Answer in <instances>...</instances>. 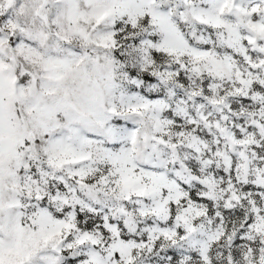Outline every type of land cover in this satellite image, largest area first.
Instances as JSON below:
<instances>
[{"label":"snow or ice","instance_id":"obj_1","mask_svg":"<svg viewBox=\"0 0 264 264\" xmlns=\"http://www.w3.org/2000/svg\"><path fill=\"white\" fill-rule=\"evenodd\" d=\"M0 264H264V0H0Z\"/></svg>","mask_w":264,"mask_h":264}]
</instances>
